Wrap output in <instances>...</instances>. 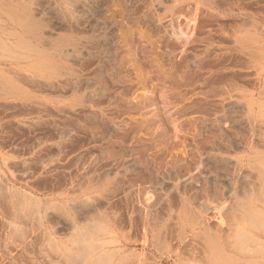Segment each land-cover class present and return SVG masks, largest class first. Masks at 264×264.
I'll return each mask as SVG.
<instances>
[{
  "label": "rangeland",
  "instance_id": "1",
  "mask_svg": "<svg viewBox=\"0 0 264 264\" xmlns=\"http://www.w3.org/2000/svg\"><path fill=\"white\" fill-rule=\"evenodd\" d=\"M0 264H264V0H0Z\"/></svg>",
  "mask_w": 264,
  "mask_h": 264
},
{
  "label": "bare ground",
  "instance_id": "2",
  "mask_svg": "<svg viewBox=\"0 0 264 264\" xmlns=\"http://www.w3.org/2000/svg\"><path fill=\"white\" fill-rule=\"evenodd\" d=\"M182 35H184V34H182ZM92 40H93L92 47L102 49V51H101L102 57H100V58H101L103 65H104L103 66L104 71L101 72L102 74L91 71L90 76L88 77V79L86 81H82L79 77H77L76 86L79 89L86 88V89L91 90L90 105L92 108L96 107V109L100 110L102 99H104V101L107 99L110 104L117 102V96H115L113 98L109 97L110 94L112 93V88L108 84L107 76L110 74V76L114 80L113 81L114 84H117V85L119 83L121 84L123 82L124 76L121 75V73L118 71V69L116 67L110 66V63L116 59V55H119V53H120L118 50H116V51L114 50V52H112V49H111L112 42H110L111 38L107 35H105V36L102 35V36L98 37L97 40H95V37H93ZM181 64L182 63H178V66H180V68L182 66ZM183 68L185 69L186 66H184ZM163 75H161V77H164ZM115 78H117V80H115ZM150 79H151V77H150ZM175 81H177V79ZM150 88L154 89V87H152V86ZM164 93H166V92H164ZM113 100H114V102H113ZM112 108L115 109L116 113L119 115L121 113H124V110H125L119 104L114 105V107H112ZM108 116H109V114H108ZM110 117H112V116H110ZM109 119H111V118H109ZM121 131H122V133H121L122 137L125 138L127 136V133L123 130H121Z\"/></svg>",
  "mask_w": 264,
  "mask_h": 264
}]
</instances>
